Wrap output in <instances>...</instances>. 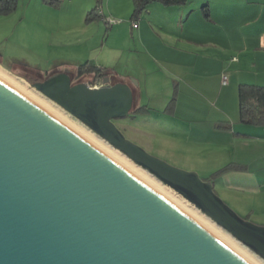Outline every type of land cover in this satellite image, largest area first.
Returning <instances> with one entry per match:
<instances>
[{
    "label": "water",
    "instance_id": "obj_1",
    "mask_svg": "<svg viewBox=\"0 0 264 264\" xmlns=\"http://www.w3.org/2000/svg\"><path fill=\"white\" fill-rule=\"evenodd\" d=\"M60 71L35 87L264 259V224L195 170L128 139L129 83ZM0 264H254L168 196L0 76Z\"/></svg>",
    "mask_w": 264,
    "mask_h": 264
},
{
    "label": "crops",
    "instance_id": "obj_2",
    "mask_svg": "<svg viewBox=\"0 0 264 264\" xmlns=\"http://www.w3.org/2000/svg\"><path fill=\"white\" fill-rule=\"evenodd\" d=\"M130 1L128 13L120 7L129 0H42L83 23L67 30L78 38L93 23L103 32L105 21L90 16L98 6L120 19L106 32V43L119 40L137 55H128L120 70L115 52L95 65L113 82L131 85L138 108L133 117L145 121L144 130L175 142L172 152L198 161L193 169L208 178L213 168L233 164L214 186L239 214L264 224V123L241 119L238 94L244 83L264 86V0H150L135 26Z\"/></svg>",
    "mask_w": 264,
    "mask_h": 264
},
{
    "label": "rangeland",
    "instance_id": "obj_3",
    "mask_svg": "<svg viewBox=\"0 0 264 264\" xmlns=\"http://www.w3.org/2000/svg\"><path fill=\"white\" fill-rule=\"evenodd\" d=\"M129 3L130 4H125V6L123 5L120 8H123L122 10L125 11L124 8L127 9L128 7L129 13L131 7L130 0ZM92 17L93 19L101 17L105 21V23L103 22V32L102 29H98L99 26L96 23H93L90 27L84 28L87 35L81 34L78 38L76 37V34L67 32L68 29L77 26L82 27L83 23L80 22L77 17H66L60 10L57 11L55 7L43 4L42 0H18V6L15 10L7 14L0 13V62L10 69V71L4 69L7 76L9 75V77L17 81L21 87H25L42 100L53 104V106L63 111L65 115H67L74 123L91 131L103 144L119 151L102 136L90 129L84 122L72 116L54 101L45 96L34 85V82L42 81L60 71L68 72L72 78L75 76L73 80L74 83L79 80L88 81L91 79V76L89 75H83L80 77L76 76L75 70L79 67L80 63L84 61L83 63H89L86 64L87 66L95 65L98 63L96 61L98 58L107 60V56L114 52L117 53L114 61L116 63L118 60V70L123 69V60H125L128 55H130V57L134 60V57L137 55V51H130L122 48L119 46V40L117 46H115L116 42H111V40L106 43V32L110 31L109 29L111 28V25L113 23L117 24L120 19L118 20V17L116 18L115 16L112 17L104 15L101 10V6L97 7L95 12L92 14ZM108 18H114V20L110 22ZM129 19L130 18H128V20ZM79 29L82 30L81 28ZM94 35L95 38L87 39L88 36ZM134 107H136V100L134 101ZM147 109L149 110L151 107ZM135 113H137V110L131 111L125 116L113 118L116 125L128 139L141 145L151 154L166 160L176 167L185 170H195L193 167H199V162L191 160V156L186 157L183 153H174L171 149H169L170 147L177 145L175 142L160 137L147 129L144 130L143 125L145 121L139 117L140 115L138 116L139 118L136 116L133 117V114ZM160 142H162V145ZM119 152L122 153L121 151ZM127 158L130 159L129 157ZM132 162L135 163L134 161ZM139 167L146 171L141 166ZM213 169L215 172L219 168ZM195 171H197L203 179L207 178L198 170ZM146 172L150 174L148 171ZM150 175L158 180L152 174ZM158 181L161 182L160 180ZM214 189L217 194L233 208L226 198H224L218 191V187L214 186ZM181 198L194 207V210L199 215L212 221L224 233L230 235L242 248L247 250L256 260L264 264L263 258L251 251L248 247L244 246L226 230L218 226L209 216L203 213L194 204L186 200L184 197ZM253 222L258 223L256 221Z\"/></svg>",
    "mask_w": 264,
    "mask_h": 264
},
{
    "label": "bare ground",
    "instance_id": "obj_4",
    "mask_svg": "<svg viewBox=\"0 0 264 264\" xmlns=\"http://www.w3.org/2000/svg\"><path fill=\"white\" fill-rule=\"evenodd\" d=\"M0 76L2 78H4L5 80H7L8 82H10L12 85L18 87L24 93H26L29 96H31L32 98H34V100L39 102L41 105L46 107L48 110H50L52 113H54L56 116H58L62 120L66 121L73 128L78 130L80 133H82L84 136H86L89 140H91L97 146L102 148L105 152L110 154L112 157H114L116 160H118L124 166H126L131 171H133L135 174L140 176L143 180H145L146 182H148L149 184L154 186L156 189H158L160 192H162L163 194L168 196L176 204H178L180 207H182L184 210H186L188 213H190L192 216H194L196 219H198L202 224H204L212 232H214L216 235H218L220 238H222L226 243H228L230 246H232L234 249H236L238 252H240L244 257H246L252 263L262 264L261 262L256 260L247 250L242 248L230 235L224 233L220 228H218L212 221H210L206 217L199 215L194 210V207H192L184 199L179 197L173 190L169 189L168 186L166 187V185H163L161 182H159L155 178L151 177L150 174H148L146 171L142 170L139 166H137L138 164L133 163L130 159H128L125 155H123L119 151L111 148L110 146L103 144L96 135H94L91 131L87 130L86 128L74 123L59 108L53 106V104H51L45 100H42L40 97L34 95L30 90H27L25 87H21L17 81H15L13 78L9 77V75L7 76V74L5 73V70L2 67H0Z\"/></svg>",
    "mask_w": 264,
    "mask_h": 264
},
{
    "label": "trees",
    "instance_id": "obj_5",
    "mask_svg": "<svg viewBox=\"0 0 264 264\" xmlns=\"http://www.w3.org/2000/svg\"><path fill=\"white\" fill-rule=\"evenodd\" d=\"M50 4H55L59 0H46ZM134 11L133 18H138L140 13L146 8L150 0H133ZM164 3H183L187 0H161ZM18 6V0H0V13L7 14L15 10ZM95 11V10H94ZM93 14V11H92ZM90 14V16L92 15ZM132 18V19H133ZM83 63L79 66L77 76H82L87 72H93V76L97 79L107 75L104 68L97 65H89ZM239 105L240 116L243 121L253 123H264V86L256 84H241L239 86ZM138 109V108H137ZM136 108L132 111H136ZM233 164L226 165L213 172L207 180L213 181L218 175L231 168Z\"/></svg>",
    "mask_w": 264,
    "mask_h": 264
},
{
    "label": "built area",
    "instance_id": "obj_6",
    "mask_svg": "<svg viewBox=\"0 0 264 264\" xmlns=\"http://www.w3.org/2000/svg\"><path fill=\"white\" fill-rule=\"evenodd\" d=\"M108 20L110 22H112L114 20V18H108ZM137 23H138V18H135V19L132 20V24L134 26L137 25ZM227 79H228L227 74H223L222 75V82H224V83L227 82ZM103 84H104V82H101V81H99V82H90V85L93 86V87H98V86H101Z\"/></svg>",
    "mask_w": 264,
    "mask_h": 264
},
{
    "label": "flooded vegetation",
    "instance_id": "obj_7",
    "mask_svg": "<svg viewBox=\"0 0 264 264\" xmlns=\"http://www.w3.org/2000/svg\"><path fill=\"white\" fill-rule=\"evenodd\" d=\"M77 76V75H76ZM50 77V76H49ZM77 77H80V76H77ZM74 78H75V76L72 78V81L74 80ZM105 78V76L103 77V78H100V79H97V78H95L94 76L93 77H91V79H89L88 81H91V82H99V81H101V82H103V79ZM111 79V78H110ZM82 81V80H81ZM87 81V82H88ZM111 81H112V79H111ZM78 82H80V80L78 81ZM113 82V81H112Z\"/></svg>",
    "mask_w": 264,
    "mask_h": 264
}]
</instances>
